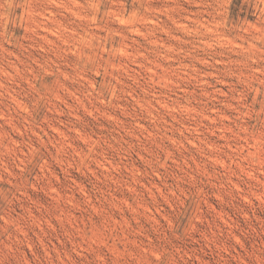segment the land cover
Wrapping results in <instances>:
<instances>
[{"label":"rangeland","instance_id":"374dc122","mask_svg":"<svg viewBox=\"0 0 264 264\" xmlns=\"http://www.w3.org/2000/svg\"><path fill=\"white\" fill-rule=\"evenodd\" d=\"M0 264H264V0H0Z\"/></svg>","mask_w":264,"mask_h":264}]
</instances>
